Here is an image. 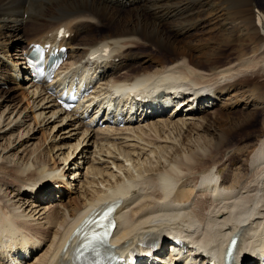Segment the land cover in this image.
Masks as SVG:
<instances>
[{
	"label": "bare ground",
	"instance_id": "bare-ground-1",
	"mask_svg": "<svg viewBox=\"0 0 264 264\" xmlns=\"http://www.w3.org/2000/svg\"><path fill=\"white\" fill-rule=\"evenodd\" d=\"M201 1L0 0V87L22 83L34 121L51 125L49 135L54 131L46 137L49 148L30 143V125L14 135L28 115L15 111L10 94L0 90V264H74L86 213L106 206L116 207L113 244L122 252L150 242L162 261L224 264L236 236L228 263H261L264 131L240 149L227 136L264 109V59L253 52L224 60L221 48L205 59L209 43L196 40V32L230 15L232 23L250 27L261 53L264 13L252 9L253 0L235 10L219 0H204L202 8ZM32 42L67 53L48 82L37 83L29 73L23 52ZM14 47V62L7 64ZM74 81L92 84V91L81 107L66 111L56 102L57 88ZM158 90L171 108L148 106ZM239 106L247 115L237 122L230 113ZM109 108L123 113L124 124L105 117L103 126L93 124ZM50 153L65 166L47 168ZM233 153L244 156L240 168H232ZM225 161L231 168L220 174ZM64 177L80 182L75 204L52 191ZM167 246L178 253L164 254Z\"/></svg>",
	"mask_w": 264,
	"mask_h": 264
},
{
	"label": "rangeland",
	"instance_id": "rangeland-1",
	"mask_svg": "<svg viewBox=\"0 0 264 264\" xmlns=\"http://www.w3.org/2000/svg\"><path fill=\"white\" fill-rule=\"evenodd\" d=\"M169 1H170V4L171 3L173 4L174 1H176V0H173V1L169 0ZM181 1L182 2H189V1H193V0H181ZM203 1L204 0L201 1V3L203 4L202 8H204V6L206 8L207 4H205ZM253 1L254 2L252 4V9H254L258 12L264 13V0H253ZM219 2H221L222 4L225 3L224 5L228 6L232 10H235L236 8L240 7L243 4V0H231V1L230 0H228V1L227 0H219ZM221 3H220V6H223V5H221ZM245 5H247V4L245 3ZM33 6L35 7L34 4H33ZM36 7H37V5H36ZM35 10H36V8H35ZM230 19H233V17L230 15L225 16V18L221 19L219 24L214 25V26L212 25L213 29L209 30V27H208V28H206V29H208V31H205V32L202 31V33H200L201 31L196 32L197 35L199 34V38L196 37L197 38L196 40H198V39L204 40L205 39V40H207L206 42L209 43V47L206 50V52L208 50H210V51H208L207 53L205 52V56H204L205 59H209V60L213 59V56L219 54V53H217V51H219L221 49H223L224 53H225L221 57V58H224V60L226 59L225 56H228L227 60H232V59L240 60L241 59L240 57L244 56V54H247V53L253 54V52L257 53L256 57H258V58L262 57L264 59V50L261 53L256 51L260 43L257 41L255 36H253L252 31L250 30V27L243 25L242 23H239V21H235L234 23H232L230 21ZM228 21H230V22H228ZM24 22H25V20H24ZM229 23H231L232 25H229ZM23 24H25V23H23ZM224 25H228L229 29L227 30V26H224ZM97 32H99V31H97ZM238 38H239V40H238ZM241 38L243 39V41H240ZM15 44L16 45L18 44V46L20 47L23 44V42L17 41V42H15ZM213 47H215V49ZM219 48H221V49H219ZM15 49H16L15 47L10 49V51H11L10 52L11 55L9 57L10 59L15 58L14 57V54H15L14 50ZM211 49H213V50L211 51ZM13 59H12V62H11V60L7 59L6 63L7 64H13V62H14ZM205 59L203 58V60H205ZM15 60H17V59H15ZM120 70H122V69H120ZM20 78H21V76H20ZM8 86H10L9 87L10 89H8ZM15 86H17V87L15 88ZM1 87H0V90L8 92L10 94L11 99H12V102H11L12 106H14L13 108H15L14 110L17 111L20 109V112L23 110L22 114H24V112H26V114L28 115L27 123L24 125V127L21 129L17 128L12 133L14 135H16L22 129H24V131H26L29 129L28 127L30 125L31 131H30L29 135L32 134V136H34V139L31 140L30 143H32L33 146L34 145L38 146L39 143L41 144L44 142L43 143L44 146H42V147H46L45 144H48L49 140H50L49 138H48V140H46V137L49 135L48 130H49V127L51 125L41 127V126H39V124H37V122L34 121L33 114L29 111L30 98H29L27 91H25L24 85L22 83L15 85V83H13V82L12 83L7 82V84H2ZM263 94H264V92H263ZM216 104H214V105H216ZM219 105L220 104H218V106ZM4 109H5V106H3L0 109V114ZM24 109H25V111H24ZM230 114L232 116V119L234 121H237V122L239 121V119H241L245 115H247L246 112H244V110L242 109V106H239L237 108L235 107ZM136 118L139 119V117H137V115H136ZM263 118H264V109L259 110L257 114L255 113V116H253L252 119L248 120L249 122L244 125L245 127L242 130L239 129V131H234L233 133H230L227 136V138H228L227 141L232 143V144H236L239 147V149H240V147H244V145L256 143V141L259 139L258 136L264 131L262 128ZM69 127L70 126H66V129ZM47 128H48V130H47ZM53 132L54 131L51 132L49 137L52 135ZM200 134H202V133H200ZM205 135H206V133H204L203 136H205ZM176 136H177L176 133L172 135V137L174 139ZM177 138L178 137H176V139ZM200 140H201V142H204L203 137H201ZM1 141L2 140H0V143H3ZM72 143H74V142H72ZM49 146H51V144L50 145L48 144L47 148H49ZM90 149H91L90 151H92L93 147H91ZM44 151H46V148L44 149ZM233 154H234V156H233L234 166L232 168L233 169L237 168V167L240 168L241 167L240 160H242L240 158H244V156H242V155L239 156L238 153H233ZM89 155H91V154H89ZM47 159H49V162L47 163L48 165H46V167L49 169H55L57 167L61 168V167L65 166V165H63V166L61 165L62 161L60 162L59 159H56V157H55V155H53V153L52 154L50 153V155H48ZM237 159H239V160H237ZM86 166H88V163L83 164L81 173H84V169L86 168ZM67 167H69L68 164H67ZM230 168H231L230 162L225 161L224 164L222 165L219 173L222 174V173H224L225 170L229 171L228 169H230ZM80 179H81L80 181H82L83 178H80ZM60 181L62 183L61 184L62 187H60L59 189L57 187H55L56 192L54 191V188H53L52 191L54 192V195L58 194V196H61L64 204H68V203L75 204L77 201H79L78 198L81 195V189H80V185H79L80 182L72 181V179H69V178L67 179L66 177H64V181H62V180H60ZM53 184L54 183H51L50 185H53ZM23 197H24V199H27L28 196H27V194H25ZM34 200H36V199H33L32 201H34ZM118 225H119V222H118Z\"/></svg>",
	"mask_w": 264,
	"mask_h": 264
},
{
	"label": "snow or ice",
	"instance_id": "snow-or-ice-1",
	"mask_svg": "<svg viewBox=\"0 0 264 264\" xmlns=\"http://www.w3.org/2000/svg\"><path fill=\"white\" fill-rule=\"evenodd\" d=\"M91 239L96 240V239H99V237L93 236Z\"/></svg>",
	"mask_w": 264,
	"mask_h": 264
}]
</instances>
